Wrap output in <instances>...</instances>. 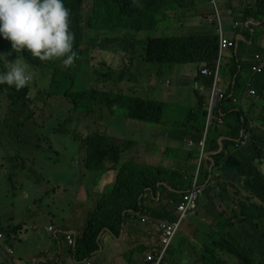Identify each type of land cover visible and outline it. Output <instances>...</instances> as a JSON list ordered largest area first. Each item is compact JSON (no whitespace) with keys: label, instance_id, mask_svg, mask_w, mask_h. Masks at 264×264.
Instances as JSON below:
<instances>
[{"label":"trees","instance_id":"trees-1","mask_svg":"<svg viewBox=\"0 0 264 264\" xmlns=\"http://www.w3.org/2000/svg\"><path fill=\"white\" fill-rule=\"evenodd\" d=\"M194 0H93L94 8H98L101 12L95 16L94 22L85 18L80 8L81 0H68L69 4L64 6L70 11V30L74 35L73 40V60L74 72L69 73L59 69L57 60L40 61L32 57L27 51L14 50L11 47V42L0 37V73L10 70L14 63L27 65L26 71L32 76L31 81L22 89L16 90L8 85H0V98L7 96L8 107L5 115L0 119V128L3 129H20L22 113L25 110V98L27 93L31 91V84L37 80L34 77L35 71H41L47 66L54 70L52 86L62 91L64 89H73L76 83H81L82 87L73 100L76 101V106L85 100L87 103L107 104L110 109L113 107L123 108V115L119 117L120 125L123 117H132L147 119L148 121L156 120L161 122L165 117L164 110L165 102L142 96L141 91L131 89L133 84L131 75L119 73L117 70L109 68L107 76H118L119 80H125L119 84L120 88L116 93L108 91H95L94 87L88 86L90 82V72L88 62L78 74L77 63H82L81 59L89 54L90 46L97 37L103 38L105 41L119 37L125 27H134L135 29L156 28L159 16H164L167 10L179 9L192 3ZM244 11V17L249 15L256 19L264 17V0H233ZM251 19V18H250ZM247 29H250L248 20L243 22ZM245 31V30H244ZM248 36L253 33L246 30ZM239 43V48L241 49ZM144 50L145 62H167L168 64H182L198 66L200 72L202 67L212 68L213 62L218 57V38L215 34L211 35H190L185 37H160L148 36L145 41ZM264 52V48L258 43L251 49V53ZM241 53L238 50L231 56L224 57V61L228 63V79L226 80V97L221 102L219 108L215 111V115L223 112V122L218 123L213 120L206 138V148L210 151L207 154L203 165V174L201 182L205 181L212 171V165L218 175L213 176L214 184L223 192L228 191V183H234L236 180H241L242 187L237 190V194L241 191L257 197L259 203H247L242 201L238 206L239 210L231 209L224 212L225 217L213 219L212 222H205L200 217L202 214H208V211L213 207L212 197L205 196V201L200 205V210L197 214H192L188 217L186 223H194L199 230L205 231V235L201 243L196 245H205L208 250L207 258L210 264H230L226 258L233 261V264H264V172L261 167H264V77L259 75L258 82L253 86L255 95L248 101V110L245 111L242 106V96L246 88L248 77L252 65L256 62L252 55H248L246 60H241ZM181 70L177 69L176 72ZM225 71V66H223ZM239 70V72H238ZM264 73V72H263ZM260 73V74H263ZM236 76V77H235ZM234 77V78H233ZM213 78L209 75L197 74L196 78L187 86L182 84L176 78V84L169 89L164 90V96L170 98L173 102L179 105L175 116L183 114L186 111L188 99L191 94L197 97V104L190 109L186 116V121L192 120L197 123H203L205 126L206 119V96L201 94V84L210 89ZM222 82V80H221ZM130 83V87L126 85ZM192 83V84H191ZM224 84V82H223ZM88 86V89H86ZM150 88V87H149ZM149 90V89H148ZM147 90V91H148ZM238 98L236 103L232 102V98ZM79 98V99H77ZM164 110H163V109ZM113 111V110H112ZM114 119L116 115L113 111ZM143 120V119H142ZM198 128V127H195ZM202 129V128H201ZM204 129V128H203ZM250 132L251 140L244 147H237V140L242 132ZM129 134L125 136V143L113 144L109 143L105 135H97L88 137L86 144L88 147V166L93 168V163L100 161V169H105V159L109 158L113 162L114 167L118 169L117 178L112 182L107 183L109 186L102 193L97 202L96 210L87 224L83 236L77 238L76 246H73L71 252L76 251L77 257L90 256L98 249L97 236L104 228H110L115 234L119 233L121 224L128 216L129 210L139 209V199L146 187H155L156 182L163 179L165 174L175 175L174 186L176 189H184L190 186V182H184L182 172L173 169L166 171L164 168L150 166L149 164L141 163L143 157L140 155H132L128 152ZM28 140L27 138H25ZM29 142V158L27 163L21 168V176L24 180L21 188L23 194L30 191L32 188L44 190L42 187L52 182H62L66 180L64 173L61 170L62 161H57L53 164L40 163L37 158V149L33 142ZM222 145V146H221ZM19 150V149H17ZM128 154V156H126ZM6 180L0 176V184ZM12 181V180H10ZM98 182V178L96 179ZM91 194H88L90 197ZM180 198V194H177ZM23 200H28L24 196L20 198L18 193L11 195L5 199L6 202H12L17 205H23ZM90 201V200H89ZM209 204V205H208ZM141 209V207H140ZM169 209V208H168ZM168 209H160V216L163 218H173L168 213ZM138 212V211H136ZM230 213L233 219L226 216ZM229 218V219H228ZM238 219L241 228H237L234 220ZM250 225L253 229L259 231L258 236L254 235L247 238L242 229L244 225ZM204 228H203V226ZM247 230V229H246ZM250 235V230H247ZM197 240L199 237L197 236ZM204 243V244H202ZM195 245V243L193 244ZM195 247V246H194ZM226 257V258H225ZM187 259H191V255H187ZM204 264L203 257L200 258Z\"/></svg>","mask_w":264,"mask_h":264},{"label":"rangeland","instance_id":"rangeland-1","mask_svg":"<svg viewBox=\"0 0 264 264\" xmlns=\"http://www.w3.org/2000/svg\"><path fill=\"white\" fill-rule=\"evenodd\" d=\"M93 11V0H83L82 12L84 17L87 18ZM244 11L245 10H243V15L240 17V20L244 17ZM229 13H232V11ZM229 13H227V15H229ZM222 15L215 19L216 32L221 29L222 32L228 36L222 27ZM235 22L236 21L234 20L231 22V27H238ZM161 35H179V32L174 29V22L170 16L166 15L155 29L142 32V36L139 39L130 40V42L133 45H136L138 49L137 53L131 52L130 56L125 55L121 49L115 47L112 42H108L101 37H97L95 41L91 43L89 54L84 56L85 59H81L83 62L77 63V72L78 74L81 73V69L85 67L87 61L90 72V82H88L87 85L94 87L95 91H108L116 93L119 90H124V88L119 87V84L123 83L125 80H119L117 75L114 77L107 76L109 74L108 69L112 68L117 70L119 73H125V75L133 76V78L128 79H132L135 86L131 89L125 90H138L141 91V93L138 94H141L142 96L150 97L152 99H156V101L160 100L161 102L166 103L165 110L162 108L164 110L165 117L162 118L161 122L156 121L155 119L152 121L147 120L149 118H153L155 112L152 117L148 116L147 118H144L143 114H141V118L143 119V121L139 120L141 126L133 130L131 135L128 137L130 143H138V145L133 147L131 152L133 154L142 153L143 157L141 159V163L150 165L152 161L159 162L166 159L180 161L186 160L189 156L193 157L196 161L203 163L204 157L211 153L206 148V138L199 137V131L201 128L202 134L206 133V119L205 126L203 123H197L196 121H186L188 111L196 106V98L194 94H191L188 99H185L187 103L186 111L178 116H175V114L177 113L179 105L173 102L170 98L168 99L167 96H164V90L169 89L171 86L176 84V78L182 86H187L190 81H193L191 80L193 71L197 74L195 65H159L142 61L141 56L144 50L142 48L141 39L146 36ZM56 66L65 72H74L73 61L68 66L63 65L62 62H58ZM180 68L181 70L176 72V70ZM189 70L190 72H188ZM26 73L29 74L27 71ZM35 76L38 78L49 76V79L53 81L54 70L49 68V73L35 71L34 77ZM47 82L48 79H45V82H40L34 78L30 91V96L33 99V103L30 104L32 109L22 113L23 118L21 119L20 129L8 130L0 128V175L5 179L13 181L0 184V198L2 199H6L7 197L21 191V168L27 163L30 153L28 141L40 143L41 150L38 152V155L40 160L43 161L45 156L53 155L48 149L50 139L58 137L60 139L59 144L65 146L68 151H71L78 145V141L75 140L74 137L80 138L83 132L92 137L104 135L107 128L110 126L113 130H121L118 122H120L119 117L123 115V108H112L116 115L115 121H113L115 116L107 104L87 103L83 100L81 104L73 109V105L68 98L62 95H52L49 93L50 88L47 87ZM88 86H86V89H88ZM130 86V83L126 85V87ZM81 87V83H76L73 90H78ZM207 98L208 91L206 92V103ZM237 100V97L232 98L233 103H236ZM7 107L8 99L5 95L0 98V119L5 115ZM125 123L129 126L130 130L133 129V118H125ZM55 131L58 132L57 136L54 135ZM109 131L110 130L106 133L109 134ZM39 140H41V142H39ZM99 162L100 161L96 160L93 163V173L95 177L86 185L90 188H85L83 198L88 196L89 189H92L93 186H95L97 183L96 179L103 173V171H100L101 165ZM105 163L107 165L112 164L109 158L105 159ZM261 169L264 172V167H261ZM232 177H234V183H231L230 180L227 181L228 191L225 193L222 201L213 203V207L208 211L207 216L211 217L210 220H213L215 217L217 218L222 212H226L231 209L239 210L238 206L235 204H240L242 201H246L250 204L259 203L257 197H253L244 191L237 194V190H240L242 187V181L236 180L235 175H232ZM49 181L48 188L51 189L54 187V184L51 180ZM29 194L30 191L24 193V196L29 198ZM92 200L95 201L93 194ZM25 201L26 200H23V205ZM23 205H17L16 211H21ZM75 207L79 210L82 208V205L78 203ZM60 209L64 211L67 218L70 219L69 207L66 205H60ZM30 213L31 212H28L26 214L29 215ZM201 216H204V214ZM226 216L233 219V217H230L231 214L229 212L226 213ZM36 223L38 226L52 225L55 227L54 221L46 224L43 222L41 223L40 221ZM72 225L74 226V224ZM183 227L184 224L182 228ZM241 227L242 225L238 223L237 228ZM251 228L252 227L248 225L247 222V225H244L242 229V233L247 238H251L254 235L258 236L259 234L257 229L253 230ZM4 229L7 230V227L4 225V222H0V230ZM246 229L250 230V235ZM182 230V234L176 241L178 243L177 245H181L182 248L192 253L194 260L203 257L204 264H210L207 258L209 253L205 245H200L196 248L193 247L194 243L198 245L202 240H197V238L194 237L195 233H192L190 228L186 227ZM8 233L9 232L7 231V234ZM183 238L185 239L183 240ZM260 243H264V241ZM66 247V243H62L63 251ZM52 249L54 250L52 256H45L44 259H48L52 264H62L60 259L56 261V243H54ZM48 250L49 249H47V251ZM127 255L128 253H126V258L128 259ZM226 261L230 264L234 263L227 258Z\"/></svg>","mask_w":264,"mask_h":264},{"label":"clouds","instance_id":"clouds-1","mask_svg":"<svg viewBox=\"0 0 264 264\" xmlns=\"http://www.w3.org/2000/svg\"><path fill=\"white\" fill-rule=\"evenodd\" d=\"M201 1H204L207 3L211 2L212 5L214 4L212 11L210 13H207L204 19H201L203 23H205L209 27V30L187 29L185 26L182 25V23H180L178 19L179 14H180L178 9H173V10H167L164 16H159L157 20V25L159 24V22H161L165 18L166 15L170 16L174 22V29L179 32V35H166V36L161 35L159 36V38L160 37H185V36L200 35V34L202 35L215 34L218 38V49H217L218 57L215 58L212 69H215L217 64H219V69H220L219 86L221 87V75L223 74V66H226L227 71H228V63L227 61H224V57L227 56V52L230 53L228 56H231L234 53H236L238 50H240V53H241L240 59L243 61L244 59L242 58V50L239 48L238 40L235 37L226 36L222 32L221 29H219V31L216 32L215 19L217 17H220L221 15V12L219 11L220 10L219 2L217 0H210V2L208 0H201ZM82 2L83 0H81L80 2V8H82ZM64 4L68 6L70 5L68 0H0V37H3L7 39L8 41H10L11 47L14 50L18 52L21 50H25L32 57L37 58L40 61H51V60L62 59V60H57L56 62L57 63L62 62L63 65L65 66L70 65L72 61L75 64V61L73 60L74 53L72 51L74 35L70 30V11L68 8L64 6ZM228 4L234 5L233 0H228ZM228 8L230 9V11H232V7H228ZM212 12L214 13L211 15ZM99 13L101 12L98 10V8H94V11L90 13L87 18L94 22L95 16ZM262 19H259V18L256 19L254 16H251V15H249L248 17H243L242 20L235 22L237 23L238 27H234V29L236 31L243 33L245 37L248 39L250 38V36H248V32H246V30H250V31L252 30L253 26L251 24V20H262ZM247 20H248V23L250 24V29H247L245 27V24L243 23ZM212 26H214L215 28L214 31L212 30ZM222 27H223V23H222ZM145 31H149V30L148 29H135L132 26L125 27L124 32L119 37L111 40L110 42H112L115 47L120 48L121 51L125 55L130 56L131 52L133 53L138 52L136 45H133L130 42V40L139 39L142 36V32H145ZM147 37L148 36L141 39L142 46H145V41ZM223 40H227L229 43H231V45L228 44L226 47H223L222 46ZM251 55L255 58L256 62L254 64L258 63L257 58L261 57L262 60H264V55L262 52H255L253 54L251 53ZM141 57H142V61L145 62L144 52ZM147 63H154V64H159V65L168 64L167 62L159 63V62H150V61H148ZM26 67L27 65L25 64L14 63L13 66L10 68V70L0 73V85L6 84L10 87H14L16 90H20L24 88L32 79V76L26 73ZM49 68L50 67L47 66L40 72L49 73ZM195 68H196L197 74L203 75L201 73V70L204 67L201 68L200 72L198 70V66H195ZM263 72L264 70L260 73H263ZM260 73H255L253 69L251 68L250 75L248 77V82L245 88L246 90L249 89V87L253 88V86L255 85L253 83V78L255 77V75L264 74V73L263 74H260ZM45 79H48V82L46 83V85L47 87L50 88V92H49L50 94L62 95L70 100L71 104L73 105V109L76 107V101L73 100V96H76L79 93V90L64 89L62 91H58L52 86V81L49 79V76L48 77L44 76V77H39V78L37 77V81H40V82H45ZM201 86L203 85L201 84ZM203 89H207V88L203 86V88H201V91H200L201 94H204L206 96V92L209 91V89H207L206 92H204ZM32 103H33V99L30 96V92H28L25 98L24 113L27 110L32 109L30 107V104ZM97 104H100V103H97ZM196 104H197V101H196ZM110 110L113 113L112 109ZM205 110L207 112L206 113V124H207V114H208L207 107H205ZM125 118L127 117H123V120H122L123 125H120L121 130H118V131H121L125 135H128V134L131 135L132 130H130L129 126L125 123ZM129 118H132V117H129ZM139 120L143 121L142 119L133 118V122L135 123H140ZM213 120H216L218 122L217 119H213ZM205 130H206V126H205ZM207 133H203L202 137L207 138ZM54 135L57 136L58 132L55 131ZM104 135L106 136L110 144L113 143L115 145L116 144L118 145V144L125 143L126 141L125 138L117 140L110 134H107L106 132L104 133ZM88 137L89 135L85 132H83L80 138L74 137V139L78 141V145L71 151H68L65 146H62L61 144H59L60 139L58 137L50 139L49 144H48V149L53 155L45 156L43 161L40 160V157L38 155V152L41 150L40 143L33 142L37 149L38 161L40 163L46 164L47 162H50L56 159H67L66 157H68L69 155H71V158H72L75 153H79L82 151L83 152V164H84L85 169L88 172H93V168L88 166V147L86 144V140ZM39 142H41V140H39ZM136 145H138V143H130V141H128V145H127L128 150H131ZM206 157L208 156L206 155L204 157L203 163L196 161L192 157L194 161L190 165L191 167L190 173H186L182 171L181 169L163 166L159 164V162L150 164V166L164 168L166 171H169V172L173 171V169L181 171L183 181L184 182L189 181L190 186L184 189H176L174 186L175 175L165 174L163 175L164 176L163 179H160L156 182V185L154 188L151 186L146 187L144 192L141 194L139 209L132 210V212L136 213V211L141 210V213L138 215V220L141 223H148L150 225H153L156 228V231L158 234L157 240L146 245V249L143 253V259H144V255L146 251L150 247L153 248L158 245L159 247H162V245L160 244L161 223L162 222L164 221L171 222V221H176L178 219H182V225H181V228H182L184 221L189 216H191L192 214H197L199 212L201 203L207 202L205 201L206 195L211 196L214 203L220 202L222 198L224 197L226 192L221 191V189L214 184L213 176L218 175V172L214 170L213 165H212V171L210 175L208 176V178L203 182L200 181L202 174H203V165L205 163ZM112 165L114 166L113 162H112ZM104 166L106 169V163H104ZM100 171L102 170L100 169ZM7 182H13V181L6 180L3 183H7ZM193 184H195L198 189H201V193L197 199L195 209L186 205L187 203L186 196H188L191 193V188ZM169 187L171 188V190H169ZM20 188H21V185H20ZM159 190H161L162 192L164 190L169 191L168 202L163 204V206L159 209L163 211L164 208H167V209L169 208L168 213L171 214L173 217L171 219L168 217L166 218L161 217L159 214L160 211H157V210H151L150 213H148L146 211H148L150 207H144L143 203L141 204L142 199L145 195L151 192H154V194H156ZM22 193H23V190L21 188V191L18 194L21 195ZM177 194H180V198L178 197ZM0 199H1L0 222H4V225L7 227L8 232L19 231L20 228H22L23 226L21 222H15L13 220L6 221L3 219L2 216L8 213V210L11 209V204H9V202H6L5 199H2V198ZM96 207L97 205H95L93 211L87 218L86 223L82 230L83 233L87 227L88 222L92 218L96 210ZM25 225L29 229H32V230L41 228V227L44 228L43 226H38L37 223H28ZM44 229L48 233L52 234L55 227L52 225H49V226H46V228ZM104 229L111 230L108 227H104L102 230ZM2 231H5V229L0 231V241H2V238H3ZM180 231L181 229L177 233H175L174 238L172 239L171 243L166 248V253L164 257L165 264H176L175 260L172 257L171 249L173 245L175 244V241L177 237L179 236ZM69 234L72 237L73 243H70L67 238ZM98 236H97V241H98ZM65 237H66L67 243L69 242L68 245L71 250L73 246H76L77 238L75 237V235L71 234L70 232L67 233ZM78 238L80 239L81 236ZM98 247H99V241H98ZM72 253L76 257V259L78 260L86 259L87 261L93 254L92 253L90 256H86V257H77L76 251L74 252L72 251ZM143 261L144 260H142V263L140 264H144Z\"/></svg>","mask_w":264,"mask_h":264},{"label":"crops","instance_id":"crops-1","mask_svg":"<svg viewBox=\"0 0 264 264\" xmlns=\"http://www.w3.org/2000/svg\"><path fill=\"white\" fill-rule=\"evenodd\" d=\"M208 1L210 2V0ZM217 1L219 2L220 6L219 11L221 12V15L223 14V29L226 31L229 37H235L238 40V45L239 43L241 44L242 58L246 60L248 55H251V49L256 46V43H258L260 47L264 48V18L262 20H251V24L253 26L251 32L253 35L247 39L243 33L236 31L233 27H231V22L233 20H240V17L243 15V9L241 6L235 1H233L234 5L228 4V0ZM213 5L211 2L207 3L201 0H194L189 5L178 9L180 12L178 19L180 23H182V25L187 29L209 30V27L203 23L201 19H204L206 14L212 11ZM228 7H232V13H229L230 9ZM213 13L214 12H212L211 15ZM227 13H229V15H227ZM212 30H215L214 26H212ZM229 54L230 53L227 52V56ZM225 69L226 70H223V74L221 75V88L224 90H226V80L228 79V71L226 66ZM188 72H190V70ZM260 76L264 77V74ZM195 78L196 72L193 71L191 80H194ZM258 78L259 75H255L253 78L254 84H257ZM203 90L204 92L207 91V89ZM253 97L254 96L248 95L242 97V106L245 111L248 110L247 102L251 101V98ZM195 98L197 101L196 96ZM133 126L132 132L136 128H139L141 124L134 122ZM108 130H110L109 134L117 140L122 138L124 139L126 136L121 131L113 130L111 126L107 128L106 132H108ZM202 136V129H200L199 137L201 138ZM131 150H128V152L132 155L141 154H133ZM126 156H128V154H126ZM66 158L67 159H56L46 163L53 164L57 161H62L61 170L66 177L65 181L52 182L54 184L53 188L49 189L48 185H46L42 187L44 190L41 191L37 186L30 187L32 189L30 190L29 198L25 201L22 210L19 212L16 211V204L9 202V204H11V209L8 210V213L2 216L3 219L6 221L13 220L15 222H21L23 226L19 231H11L8 234L7 230L2 231L3 238L2 241H0V264H52L48 259L45 260L44 258L45 256H52L54 252L52 249L54 243L57 244V249L55 250L57 253L56 261L60 259L62 264L142 263L143 253L146 249V245L157 240L158 234L156 228L153 225L141 223L138 220V215L141 213V210L136 213L132 212V210L128 211L129 214L125 221L121 224L118 234H115L109 229L102 230L98 236L99 247L96 252L91 255L88 261L86 259L78 260L73 255L68 245L69 242L67 243L65 237L66 234L70 232L71 234L75 235L76 238L83 236L82 230L87 218L93 211L95 205H97V202L99 201L104 190L109 186L107 183H110L117 178L118 169L112 164H106V169L98 178V182L95 184V186H93L92 189H89L88 191V194H91L92 192L93 196L95 197V201H93L92 194L90 197L86 196V198H83L85 188H90L86 185L90 183L95 177L93 172H88L84 167L83 152L81 151L79 153H75L72 158L71 155ZM193 161V158L189 156L186 160L174 161L166 159L159 161V164L181 169L186 173H190V165L193 163ZM151 163L157 162L152 161ZM22 182L24 183L23 179ZM169 190H171L170 187ZM23 196L24 194L22 193L20 198ZM168 196V190H164L163 192L159 190L156 194L151 192L144 197L142 196L143 199L141 204L143 203L144 207H150V209L146 211L148 213H150L151 210L160 211L159 208L168 202ZM140 200L141 196L138 203H140ZM78 203L82 205V208L79 210L75 207V205ZM60 205H66L69 207L70 219H68L64 211L60 209ZM28 212L31 213L28 215L26 214ZM220 217H225L224 212L220 213L217 218L215 217V219H219ZM200 218L205 222H212V220H210L211 217H208L207 214L201 216ZM187 219L183 223V228H190L191 232L195 233L194 237L197 238L198 236L199 239L202 240L203 236L205 235V231L199 230L198 226L194 223H186ZM39 221L45 224L54 221L55 229L53 233H48L44 229L46 228L45 225H43L44 228L41 227L34 230L29 229L25 225ZM234 222L239 223L238 219L234 220ZM72 224H74V226ZM183 228H181L178 237H180L182 234ZM184 239L185 238H183V240ZM176 241L171 249L172 257L176 264H202L200 259L194 260L193 254L182 248L181 245H177L178 243ZM62 243H66L67 245L64 251L62 250ZM193 247L196 248V244L193 245ZM47 249L49 250L47 251ZM126 253H128V259L126 258ZM188 254L191 255L190 260L187 259Z\"/></svg>","mask_w":264,"mask_h":264},{"label":"built area","instance_id":"built-area-1","mask_svg":"<svg viewBox=\"0 0 264 264\" xmlns=\"http://www.w3.org/2000/svg\"><path fill=\"white\" fill-rule=\"evenodd\" d=\"M231 45L227 40L222 41V46L226 47L227 45ZM258 63L254 64L252 69L255 73H260L264 70V60L262 58H257ZM201 73L203 75H211L213 77L212 86L208 91V99L206 103V107L208 110L207 114V124H206V133L208 131V128L210 126V123L213 119H217L219 123L223 122V112L220 110L219 114L216 116L214 113L219 108L221 102L226 97V92L224 89H222L219 86L220 81V69L219 64H217L215 69L204 67L201 70ZM203 88V86H201ZM244 97L246 95L248 96H254L255 95V89L252 87H249V89H245L243 92ZM252 134L250 132L243 131L240 138L237 140L236 146L237 147H244L248 144V142L251 140ZM264 140V139H263ZM201 193V189H198L195 184L192 185L191 193L186 196L187 203L191 208H196V202ZM182 225V219H178L176 221H164L161 223V241L160 244L162 247L155 246L153 248H149L145 255H144V264H165L164 257L166 253V248L171 243L172 239L174 238L175 233H177L181 229ZM70 243H73L72 237L69 234L67 236Z\"/></svg>","mask_w":264,"mask_h":264}]
</instances>
